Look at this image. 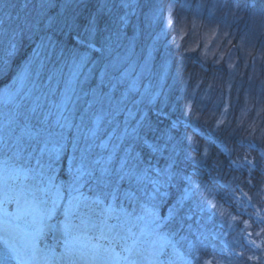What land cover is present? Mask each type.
<instances>
[{
    "label": "rangeland",
    "instance_id": "obj_1",
    "mask_svg": "<svg viewBox=\"0 0 264 264\" xmlns=\"http://www.w3.org/2000/svg\"><path fill=\"white\" fill-rule=\"evenodd\" d=\"M49 25L56 30L47 33ZM69 30L81 31L86 37L78 35L77 41L87 47L70 45L67 51L64 45L70 39ZM231 32H237L246 43L258 39L262 42L261 48L258 45L254 49L258 55L251 62L249 57L243 59L236 54L237 48L229 50L226 46L231 41ZM24 34L28 41L23 42ZM98 35L99 41L95 38ZM60 41L62 47L58 46ZM246 43L240 46L241 52H249ZM30 45L29 50L24 48ZM263 46L264 4L258 0H0V61L12 67L0 89V138L9 146L4 154L0 153V223L11 222L14 228L27 233L34 250L52 259L46 264H69V255L96 258L106 264H150L139 253L149 242L158 244L151 264H194L164 227L173 209L164 214L154 201L161 187L167 189L173 183L170 175L156 169L157 176L151 183L160 187L149 197L141 194L144 213L134 216L112 200L85 192L87 176L74 184L75 169L82 156L88 167L101 160L104 147L94 149V139L107 127L118 126L120 113L124 114V123L137 119L139 124L146 121L149 105L160 101V107L157 105L160 112L171 102V93L176 90L173 86L192 79L191 71H184L190 63V51L199 52L205 59H215L219 71L215 74L223 80L222 83L218 78L217 81L210 78L206 83L199 78L193 97L199 90L201 97L218 91L223 96L220 120L237 109V115L246 121L247 131L261 135L264 142ZM81 57L85 62L77 69ZM50 59L56 63L49 65ZM202 65L208 69L206 64ZM9 67L0 64V72ZM246 74L261 79V83H255L254 87L252 82L245 84ZM66 91L71 96L64 110L69 124L61 127L65 122L56 123L53 105L64 99ZM37 98L42 108L33 112ZM83 102L87 104L83 106ZM192 102L193 99L187 103L188 107ZM142 103L148 106L143 107ZM78 109L82 116L75 119L71 114ZM48 111L53 115L44 119ZM111 115L116 119L109 120ZM47 122L50 128L47 124L43 126ZM173 125L178 127L179 122L176 120ZM72 126L78 134L75 139L67 138ZM40 130L43 131L35 137ZM194 130L205 135L198 128ZM115 133L116 129L110 132L108 142L111 138L119 139ZM162 135L170 138L171 132L166 130ZM80 139L84 147L77 145ZM103 141L106 142L102 139L100 144ZM147 145L157 148L152 140ZM219 146L229 153L224 144ZM245 146L247 154L233 160V165L251 173L257 165L252 152L256 145L247 140ZM22 151L29 154L24 158ZM64 153H67V179L60 175L59 166L48 168L38 163L42 154H54L59 161ZM260 154L264 156L263 149ZM170 160L173 161L171 157ZM260 173L258 201L240 185L230 190L224 200L216 195L203 199L204 209L216 206L209 213L214 214L216 221L207 220L210 229L197 233L202 247H209L204 255L205 264H264V163L261 162ZM48 177H52L51 185ZM54 186L59 187V197ZM73 187H78L79 192H73ZM72 196H79V208L74 206ZM28 201L37 203L42 212L36 217L27 215L24 221L21 216L26 214L24 207ZM66 211L68 234L64 230ZM242 215L248 217L245 223L240 219ZM86 222L95 226L83 231L81 224Z\"/></svg>",
    "mask_w": 264,
    "mask_h": 264
},
{
    "label": "trees",
    "instance_id": "obj_2",
    "mask_svg": "<svg viewBox=\"0 0 264 264\" xmlns=\"http://www.w3.org/2000/svg\"><path fill=\"white\" fill-rule=\"evenodd\" d=\"M246 1L249 2V0ZM258 1L259 4H264V0ZM54 11H56L55 8L53 9V12ZM215 19H217V17ZM217 20L219 21V19ZM247 26L249 27V25ZM54 29L49 25L45 31L50 33V31ZM69 31L68 35L70 39L65 40L66 44L64 45L66 50L70 49V45L71 48L72 46L75 47L74 45L82 48L87 47L85 44L80 45L77 41L78 35L83 36L81 31L78 30L77 33L74 31L71 32V30ZM230 35L231 41L226 45L230 47L229 50L237 48L234 52L243 59L244 57H249L250 62L258 55L255 53L254 49H256L258 45V48L262 47L260 39H258V42L246 43V40L237 32H231ZM55 36L58 35L55 33ZM95 38L98 41L101 39L100 35H98V37L95 36ZM26 39L28 41L27 36L24 34L23 42ZM61 39H63V37H61ZM245 43L248 45L246 49H248L249 52L240 51V46L245 45ZM24 45H27L26 42ZM58 46L62 47V42L58 43ZM30 47L31 45L29 47L24 46V48L28 50ZM199 54V52L190 51L188 55L190 63L184 71L190 70L192 79L188 82L183 80L177 85L174 84L175 86L173 87L176 90L173 89L171 93V102L165 105L160 112H157L161 105L160 101L156 102L159 107L157 105L148 106L142 103L143 107L146 105L149 108V115L145 122L138 124V120L136 119L126 124L124 123V114L120 113V116L117 117L120 121L118 126L113 124L110 129L107 127L102 134L100 132L101 138L97 135L98 138L94 139L92 147H94V149L104 147V152L100 154V157L102 161L111 160V167L113 169V175L111 177L112 184L108 188H103L97 185L94 179L87 178L84 189L85 192L90 195H101L106 201L112 200L117 206L125 208L134 216H139L144 213V202L142 201L141 194L143 193L144 197H149L153 194L155 188L160 187H156L151 183V180L155 179L157 176L156 169L158 168L163 173H167L171 176L170 180H172L173 183L170 184L167 189L161 187V193L157 191V196L154 198V201L157 203L155 204L160 206L164 214H167L171 208L173 209V214L165 223L164 227L167 232L176 239L178 246L193 260L194 264H205L207 257L204 255L208 253L209 247H202V242L197 233L202 232L205 228L210 229L207 220L209 223H214L216 221L214 214L209 215V213L214 211L216 206L204 209L202 201L206 197L212 195H216L220 200H224L227 193H230V190L239 185L243 189L249 190L253 198L258 201L256 195L261 184L260 162L262 164L264 163V156L260 154V149L264 150V142L261 140L260 134V136H258L254 131H247L246 121H243L237 115V109H234V113L228 115L225 120H220L223 111V106L221 104V98L223 96L221 97V93L218 91L215 90V92L210 93L208 97H201V90H199L195 94L196 96L193 97L196 81H198L199 78H202V81L206 83L210 78H215L216 81L218 78L223 83L222 78L215 74L219 72L214 62L215 59H205ZM54 62L55 61L50 59L47 63L50 65ZM202 63L206 64L208 69H205ZM0 64H2V67H9V65H5L4 60H1ZM16 64L17 62L14 65ZM48 64L44 72L45 74L43 73L42 75L43 80H46V73L49 68ZM249 69L253 70L251 67H249ZM11 71L12 67L10 66L8 69L0 72V89L6 84L4 80L9 76ZM246 75L247 77L244 79L245 84L252 82L254 87L255 83H261V79H252L249 74ZM202 87L205 89L204 84ZM176 95H180V97H178L176 103L173 104ZM192 99V105L188 107L187 103ZM81 104L85 106L87 102ZM76 112L77 113L71 114V116L75 119L82 116L79 109ZM108 118L109 120L116 119L114 115ZM176 120L179 122L178 127L173 125ZM46 124L48 128H50V122L45 123L43 126ZM124 124L128 126L127 131L124 130L127 127ZM196 128L205 135L195 132L194 129ZM115 129V137L118 136L119 139L111 138V142H108L107 139L110 132H113ZM74 130L75 128L73 129V126L70 127L67 132V138L68 136L72 139L76 138L78 134ZM166 130L171 132L170 138L162 135V133H166ZM92 137H95V135ZM102 139H105L106 142L103 141L102 144H100ZM150 140L156 143L157 148L147 145V141ZM247 140L255 142L256 145V148L253 149L252 152L254 153V161L257 162V165H255L256 167H254L251 173H247L248 171L244 168H236V166L233 165V160L241 159V156L247 154V148L245 146ZM82 141L83 139L79 140L77 144L79 147L80 144H82L83 147L85 146V143H82ZM218 142L229 148L228 154L221 149ZM2 143L3 141L0 138L1 155L4 154L5 148L9 149V146H5L4 143L2 146ZM69 144L70 142L67 141V147ZM110 151L114 153H110ZM23 153L24 155L22 157L24 158L29 154V152L26 151ZM97 155H99V153H96V156ZM34 156L35 153H33L31 157L34 159ZM170 157L173 161L170 160ZM39 158V162L45 167L55 168L59 166L62 171L60 175L66 179L69 177L67 174V153H64L62 159L59 161L56 160L54 154L50 156H44L42 154ZM125 158L131 159L137 165L136 174L145 177L142 182L138 183L135 178L119 179L117 170L120 168L121 162ZM98 174V172L95 173V175ZM249 174L251 175L249 176ZM223 183L225 186H223ZM113 192L115 196L110 194ZM232 212L239 215L234 208H232ZM247 218L248 217L245 215L240 216L241 221H244V223ZM245 250L248 251L246 246Z\"/></svg>",
    "mask_w": 264,
    "mask_h": 264
},
{
    "label": "bare ground",
    "instance_id": "obj_3",
    "mask_svg": "<svg viewBox=\"0 0 264 264\" xmlns=\"http://www.w3.org/2000/svg\"><path fill=\"white\" fill-rule=\"evenodd\" d=\"M24 212L26 214H23L21 218L25 221L27 215H31V217L40 216L42 208L37 203L28 201L24 207ZM15 216L18 217L19 215L16 214ZM93 226L95 225L91 222L82 223L81 230H91ZM30 241V236L14 228L11 222L2 221L0 223V258H6L4 264H46L52 261L49 256L35 251ZM141 249L143 250L139 251L141 257H143L145 262L151 264L152 259L156 256L158 244L156 242H149L143 245ZM147 255L149 258H147ZM67 261L69 264H106L102 261H97L96 258L74 257L71 255L67 257Z\"/></svg>",
    "mask_w": 264,
    "mask_h": 264
},
{
    "label": "snow or ice",
    "instance_id": "obj_4",
    "mask_svg": "<svg viewBox=\"0 0 264 264\" xmlns=\"http://www.w3.org/2000/svg\"><path fill=\"white\" fill-rule=\"evenodd\" d=\"M84 62H85L84 58L81 57L80 62L76 64V68L79 69L80 65L83 64ZM70 100H71V96L68 95V92L66 91L64 99L60 103L53 105V107L56 108V116H57L56 123L58 125H60L61 120H63L65 122L63 125H60L61 127L68 126V124H69V118H68V116H66L64 114V110L67 107L66 102L70 101ZM40 108H42V105L40 103V98H37L34 101V106L31 110L33 112H35ZM51 115H53V113L51 111H48L47 113H45V119H47V117L51 116ZM41 131H43V130L37 131L34 134L35 137H38L41 134ZM29 135L30 136L33 135L31 133V131H29ZM45 150H47V149L45 148V149H42L41 151H45ZM83 160H84V158L82 156L81 164L75 169L74 184L78 185L79 182L81 181V179L85 176H87L90 179H94L96 181V184L103 187V188H108L112 184L111 177L113 175V169L111 167V160L102 161L100 159H97V160L92 162V165H93L92 167L86 166L84 164ZM38 163H39V161H38ZM136 168H137V165L131 159L125 158L122 160L120 168L117 170V175L119 176V179H121V180H123L125 178H129V179L135 178L138 183L142 182V180L145 177L137 175L136 174ZM97 172L99 174L95 175V173H97ZM41 175H43V173H41ZM47 180H48V183L51 185L52 177H48ZM54 187H56V197H59V195H60L59 187L58 186H54ZM48 190L50 191L51 189H48ZM72 191L78 193L79 189H78V187H73ZM110 194L115 196L114 192L110 193ZM56 197H54L53 201H52L53 210H54V206H55V202H56ZM71 199L74 202V206L79 208L80 203H81L79 196H72ZM97 202H99V201H97ZM49 214H51V213H49ZM67 219H68V212L66 211L65 223H64V230H65L66 234L69 233V223L67 222ZM5 259L6 258H0V264H4Z\"/></svg>",
    "mask_w": 264,
    "mask_h": 264
}]
</instances>
